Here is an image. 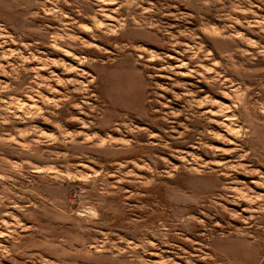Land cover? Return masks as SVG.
Returning <instances> with one entry per match:
<instances>
[{"label": "rangeland", "instance_id": "1", "mask_svg": "<svg viewBox=\"0 0 264 264\" xmlns=\"http://www.w3.org/2000/svg\"><path fill=\"white\" fill-rule=\"evenodd\" d=\"M0 264H264V0H0Z\"/></svg>", "mask_w": 264, "mask_h": 264}]
</instances>
